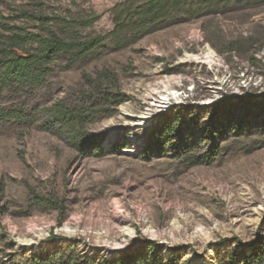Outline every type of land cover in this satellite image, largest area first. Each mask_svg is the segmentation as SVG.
Segmentation results:
<instances>
[{
	"label": "rangeland",
	"instance_id": "rangeland-1",
	"mask_svg": "<svg viewBox=\"0 0 264 264\" xmlns=\"http://www.w3.org/2000/svg\"><path fill=\"white\" fill-rule=\"evenodd\" d=\"M133 3L0 0L1 12L21 28L106 36L89 57L56 59L43 83L0 89V110H22L36 120L0 118V247L48 253L77 239L78 251L113 257L150 240L175 264H264V123L255 119L243 134L222 135L214 159L191 164L215 149L203 137L208 106L264 93L261 70L250 65L247 52L231 50L232 41L264 26V0L203 16L175 13L166 26L137 40L131 32L116 34V14H131ZM91 16L99 18L80 23ZM8 34L0 26V39ZM258 54L264 61V49ZM105 71L131 99L117 110L106 105L105 113L114 114L101 113L86 128L91 147L80 150L83 141L40 128L45 108L87 103ZM164 116H180L182 135L162 153H149L151 134ZM51 196L65 203V213L38 203V197Z\"/></svg>",
	"mask_w": 264,
	"mask_h": 264
},
{
	"label": "trees",
	"instance_id": "trees-1",
	"mask_svg": "<svg viewBox=\"0 0 264 264\" xmlns=\"http://www.w3.org/2000/svg\"><path fill=\"white\" fill-rule=\"evenodd\" d=\"M243 1L245 0H134L132 6L135 8L131 14L125 15L123 12L116 14V34L124 35L131 32V40H137L158 27L166 26L167 21L174 17L175 13L193 15L200 11L203 16L211 12H224L228 7ZM35 17L42 21L45 19L43 16L35 15ZM98 18L99 16L83 18L80 23L89 26ZM8 19L0 10V26L10 32L0 39V89L43 83L50 74V64L56 59L72 55L76 61L82 60L99 50L106 39L104 35L66 37L55 31L43 34L11 24ZM259 28L247 37L232 41L231 50L237 51L239 55L247 52L250 65L254 69H260L259 73L264 78V61L258 54L264 49V26ZM243 45L255 47V52L250 54L248 49L242 48ZM93 91L92 98L84 105L71 108L55 104L45 108L40 128L46 131L60 129L75 144L83 141L80 150H86L83 147L85 144L91 147L93 141L86 140V128L98 119L99 114L103 113L104 116L114 114V111L105 113L108 111L106 105L111 104L113 110H117L131 99L130 95L119 91L116 78L107 71L99 75V82L94 83ZM261 101L264 103V93L256 96L241 94L238 98L228 96L208 106L206 112L209 111L211 118L203 130V137L209 138L215 149L191 159V164L198 165L214 159L222 135L228 137L233 132L243 134L255 119L264 123V107L259 109L258 106ZM15 115L18 120H25L28 123L36 121L22 110H0V118L11 119ZM172 117L164 116L160 124L155 126L146 151L162 153L179 139L182 135L181 118ZM100 141L94 143L100 145ZM184 144L186 151L191 150L188 142ZM184 152L179 150L181 155ZM39 202L51 208H59L61 213L66 211L65 203L53 196L38 197ZM4 212L5 210L1 208L0 214ZM52 237H56V234L53 233ZM262 244L264 246V242ZM8 246L10 249L14 248L12 244ZM162 251V247L156 242L148 240L141 249L106 257L100 253L78 251V240L74 239L71 244L48 253L33 252L24 246L15 252H7V248L0 247V264L15 263L10 260L11 257H22V264H175V260L166 259Z\"/></svg>",
	"mask_w": 264,
	"mask_h": 264
},
{
	"label": "bare ground",
	"instance_id": "bare-ground-1",
	"mask_svg": "<svg viewBox=\"0 0 264 264\" xmlns=\"http://www.w3.org/2000/svg\"><path fill=\"white\" fill-rule=\"evenodd\" d=\"M146 118H148V117L140 116L138 120H139V121H145L144 119H146Z\"/></svg>",
	"mask_w": 264,
	"mask_h": 264
}]
</instances>
